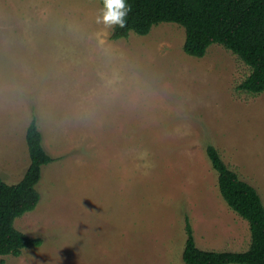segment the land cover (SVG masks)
Returning a JSON list of instances; mask_svg holds the SVG:
<instances>
[{"label":"rangeland","instance_id":"1","mask_svg":"<svg viewBox=\"0 0 264 264\" xmlns=\"http://www.w3.org/2000/svg\"><path fill=\"white\" fill-rule=\"evenodd\" d=\"M102 8L0 0V173L22 180L34 115L54 159L15 222L42 245L0 264H185L188 221L202 250H248L207 148L264 203V93L238 90L251 69L219 44L187 55L175 23L112 41Z\"/></svg>","mask_w":264,"mask_h":264},{"label":"trees","instance_id":"2","mask_svg":"<svg viewBox=\"0 0 264 264\" xmlns=\"http://www.w3.org/2000/svg\"><path fill=\"white\" fill-rule=\"evenodd\" d=\"M103 6V0H99ZM124 26L115 25L112 41L128 39L131 33L147 36L153 27L175 23L185 29L184 51L204 58L210 46L219 44L251 69L238 90L249 95L264 93V0H127ZM30 165L22 180L9 185L0 173V258L20 257L25 249L40 247L41 239L19 231L18 218L36 210L43 170L54 162L34 115L26 132ZM207 155L219 175V190L228 206L251 231V245L243 252L205 251L197 246L193 228L186 225L185 264H264V203L258 191L224 163L218 150Z\"/></svg>","mask_w":264,"mask_h":264},{"label":"clouds","instance_id":"3","mask_svg":"<svg viewBox=\"0 0 264 264\" xmlns=\"http://www.w3.org/2000/svg\"><path fill=\"white\" fill-rule=\"evenodd\" d=\"M127 0H103L101 14L97 17V23L107 26H124V18L128 14Z\"/></svg>","mask_w":264,"mask_h":264}]
</instances>
